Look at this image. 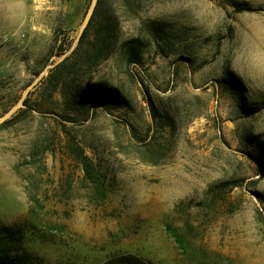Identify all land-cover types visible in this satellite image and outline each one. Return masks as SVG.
<instances>
[{
	"label": "rangeland",
	"instance_id": "1",
	"mask_svg": "<svg viewBox=\"0 0 264 264\" xmlns=\"http://www.w3.org/2000/svg\"><path fill=\"white\" fill-rule=\"evenodd\" d=\"M91 4L0 0V119L31 88L0 125V230L39 264H264V0H98L106 59L48 83Z\"/></svg>",
	"mask_w": 264,
	"mask_h": 264
},
{
	"label": "trees",
	"instance_id": "2",
	"mask_svg": "<svg viewBox=\"0 0 264 264\" xmlns=\"http://www.w3.org/2000/svg\"><path fill=\"white\" fill-rule=\"evenodd\" d=\"M97 11L94 13L90 24L84 30L79 39V44L62 64L55 67L47 79L48 83L52 82V79L56 73L61 69L71 66V72L77 74V70L80 69L81 74L86 75L100 65L102 61L106 59L104 49L102 47L96 48L94 45L88 43L89 32L95 21ZM77 97H82L80 93ZM91 99L96 105L105 107L113 106L114 108L122 107L123 98L119 91L116 89L100 88L95 92L90 93ZM27 100L23 105L26 106ZM71 153L75 157V161L79 164L84 180L90 184L92 192L96 195L95 199L99 202H103L106 198V189L103 176L95 166L93 161L84 153L83 149L78 145H71ZM23 232L18 228H8L6 231L0 230V264H39V259L36 256L31 255L24 248ZM104 264H151L150 262L141 260L134 256H121L118 258L110 259Z\"/></svg>",
	"mask_w": 264,
	"mask_h": 264
},
{
	"label": "water",
	"instance_id": "3",
	"mask_svg": "<svg viewBox=\"0 0 264 264\" xmlns=\"http://www.w3.org/2000/svg\"><path fill=\"white\" fill-rule=\"evenodd\" d=\"M97 3H98V0H92V4H91V7H90L89 12H88V14H87V17H86V19H85V21H84V23H83V25H82V27H81V29H80V31H79L78 39L81 37V35L83 34L85 28L87 27V25H88V23H89V21H90L92 15H93V13H94V11H95V8H96V6H97ZM30 89H31V88H29V89H27V90L25 91V93H24L23 96H22L21 101L18 102V103L16 104V106L10 111V113L4 115V116L0 119V125H2V124H3V123L9 118V116H10L12 113L16 112V111H17V110L23 105V101L27 98Z\"/></svg>",
	"mask_w": 264,
	"mask_h": 264
}]
</instances>
